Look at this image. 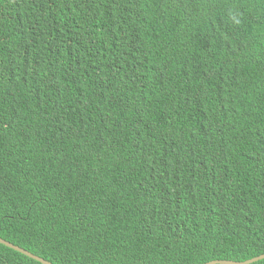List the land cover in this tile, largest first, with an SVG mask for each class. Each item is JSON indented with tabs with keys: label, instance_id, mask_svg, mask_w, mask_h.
<instances>
[{
	"label": "trees",
	"instance_id": "obj_1",
	"mask_svg": "<svg viewBox=\"0 0 264 264\" xmlns=\"http://www.w3.org/2000/svg\"><path fill=\"white\" fill-rule=\"evenodd\" d=\"M0 236L55 264L263 254L264 0H0Z\"/></svg>",
	"mask_w": 264,
	"mask_h": 264
},
{
	"label": "water",
	"instance_id": "obj_2",
	"mask_svg": "<svg viewBox=\"0 0 264 264\" xmlns=\"http://www.w3.org/2000/svg\"><path fill=\"white\" fill-rule=\"evenodd\" d=\"M0 242L8 245L11 248H14V249L20 251V252H22L28 256H30L33 259H36V260L42 262L43 264H55V263L37 255V254H34L33 252H31L29 250H26L25 248L15 244L11 241H8V240L2 238V237H0ZM262 259H264V253L259 255V256H256V257H253V258H250L247 260H243V261L223 259V260H212L211 262H208L206 264H252V263L257 262V261L262 260Z\"/></svg>",
	"mask_w": 264,
	"mask_h": 264
},
{
	"label": "clouds",
	"instance_id": "obj_3",
	"mask_svg": "<svg viewBox=\"0 0 264 264\" xmlns=\"http://www.w3.org/2000/svg\"><path fill=\"white\" fill-rule=\"evenodd\" d=\"M1 237V236H0ZM3 238V237H2ZM5 239V238H4ZM7 240V239H6ZM9 241V240H8ZM223 260V259H222ZM229 260H231V259H229ZM212 261V260H211ZM211 261H208V262H211ZM208 262H206V263H208ZM206 263H204V264H206Z\"/></svg>",
	"mask_w": 264,
	"mask_h": 264
}]
</instances>
